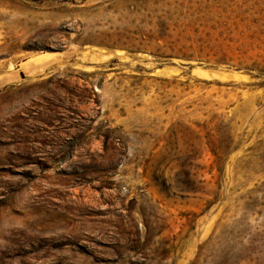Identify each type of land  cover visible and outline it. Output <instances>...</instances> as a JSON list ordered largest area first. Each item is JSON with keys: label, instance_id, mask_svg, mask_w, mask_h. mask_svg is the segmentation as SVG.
I'll use <instances>...</instances> for the list:
<instances>
[{"label": "rangeland", "instance_id": "obj_1", "mask_svg": "<svg viewBox=\"0 0 264 264\" xmlns=\"http://www.w3.org/2000/svg\"><path fill=\"white\" fill-rule=\"evenodd\" d=\"M0 264H264V0H0Z\"/></svg>", "mask_w": 264, "mask_h": 264}, {"label": "trees", "instance_id": "obj_2", "mask_svg": "<svg viewBox=\"0 0 264 264\" xmlns=\"http://www.w3.org/2000/svg\"><path fill=\"white\" fill-rule=\"evenodd\" d=\"M183 57H186V58H187V56H183ZM177 79H178V76H175V77L173 78V81L175 82ZM163 81H164V82H168L169 80L164 79ZM187 90H189V88H187ZM211 132H212V131L210 130V131H208L207 134H206L207 137H208V140H211V139L213 138V134H212ZM226 138L230 140V138H228V136H227Z\"/></svg>", "mask_w": 264, "mask_h": 264}]
</instances>
